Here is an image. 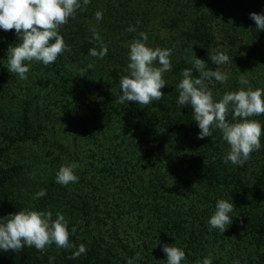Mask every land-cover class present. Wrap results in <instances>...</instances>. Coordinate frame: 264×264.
I'll return each instance as SVG.
<instances>
[{"label":"trees","instance_id":"obj_1","mask_svg":"<svg viewBox=\"0 0 264 264\" xmlns=\"http://www.w3.org/2000/svg\"><path fill=\"white\" fill-rule=\"evenodd\" d=\"M210 1L211 14L222 12L243 16L248 34L264 41V31L257 30V25L250 19V13L264 14V0ZM139 5L138 0H104L99 4L98 0H90L89 5H82L83 10H77L75 18H69L67 24L60 28V35L70 51L62 53L48 66L42 62H28L30 85L35 88L45 86L47 94L51 91L57 96L47 100L45 105L49 103V106L44 110L36 102L25 98H21L18 108L13 107L15 91L6 81H0V223H4L3 219L14 209L51 211L53 219L60 212L68 221L69 238L75 246L57 249L53 244L44 252L27 246L18 252L3 251L7 257L6 264H127L129 259L133 260V264H162L161 261L166 264L167 256L162 251L165 244L184 250L186 258L181 264H196L197 260L202 262L209 254L212 264H230L229 235L212 230L206 224L205 216L212 212L219 199H226L235 205L230 214L232 231L240 233L239 236L245 238L250 248V255L239 260V264H264V115L259 116L262 120L263 150L253 155L258 159V165L251 181V163L254 162L250 159L243 167L224 163L230 148L218 129L212 130L211 137L197 138L200 129L193 119L191 106L177 104L179 94L175 86L171 92L161 89L164 93L162 100L149 106L139 105L138 102L117 104L116 99L122 95L119 80L127 74V70L121 65H100L98 59H92L95 65L91 64V69L85 72L94 83L93 92L99 94L98 100L86 95L87 85L77 87L73 81L72 71L77 63L83 61L87 64L92 61L88 58H97L89 55V49H98L99 44L87 35L82 37L80 44L73 45L72 39H68L70 32L73 33L75 28L83 29L87 17L95 18V13L101 11V22L110 32L135 33L140 29L137 21L145 22L147 18V22L152 12L147 8L140 9ZM190 22L193 39H210V30L205 28L200 18ZM130 26L137 28L128 31ZM90 40L92 43H89ZM18 43L14 29L7 32L0 29V57L7 58L9 46ZM188 66L183 62L174 63L170 72L180 74L190 68ZM38 68H42L44 75L39 74ZM8 77L4 73L3 78L6 80ZM100 81L108 86L101 87ZM111 89L118 93H111ZM117 108L125 110L133 119L134 127H123L115 134V141L124 142L126 137L134 143L128 158L111 160L110 154L108 158L94 153L85 161L83 158L77 162V153L70 151V146L65 143L70 134H63L61 125L67 124L63 132H78L85 139L98 142L100 147L106 133L113 129L112 115ZM81 114L86 119L80 123L81 129L76 131L77 122L72 119L81 117ZM58 134L60 137H57ZM156 138L161 142L173 139L178 144L172 145L165 157L163 146V151L154 149ZM27 144H38L46 149L44 165L35 163L40 165L36 168L29 158L20 157V150ZM150 150L158 152L157 156L153 157ZM72 163L79 167L74 171L78 169L84 175L86 171L89 184L81 179L83 174L79 171L75 172L79 178L77 183L62 186L56 183V179L51 180L48 172L58 171L61 165ZM149 176L154 177L153 181ZM39 178L45 182L42 180L39 183ZM136 181L142 184L141 188L147 191V196L146 186L150 183L157 192L164 189L169 198L160 194L151 202L146 195H137L138 192L133 191ZM194 183L202 190H197ZM110 184L118 190L128 191L137 199L119 195L107 203L110 208L103 203L106 206V213H103V209L98 208V203H101L98 202L100 188L104 190L103 187ZM41 189L46 190V195L34 199ZM144 209L150 214L149 226L147 223L139 224L145 218L139 214ZM199 209L204 213L198 214ZM73 228L75 231H72ZM80 244L85 245L86 252L77 258H70ZM137 253L140 254L139 259L135 258ZM49 257H54V260L50 261Z\"/></svg>","mask_w":264,"mask_h":264},{"label":"clouds","instance_id":"obj_2","mask_svg":"<svg viewBox=\"0 0 264 264\" xmlns=\"http://www.w3.org/2000/svg\"><path fill=\"white\" fill-rule=\"evenodd\" d=\"M89 3L90 0H82V3L81 0H0V29L5 32L14 29L19 41L8 48L9 72L15 73L22 80L27 79L29 65L26 62H42L44 66H48L62 53L70 51L60 35V28L67 24L69 18H75L77 10H83L82 5L86 7ZM102 18L103 13L97 11L95 19L99 21ZM250 19L257 25V30L264 31V14L250 13ZM90 31L99 48L89 49V55L103 59L107 54V46L95 25ZM128 31H135V28L130 26ZM139 37L128 45V71L120 77L122 95L116 99L117 104L138 102L139 105L149 106L153 101L159 102L164 97L161 89L167 82L163 75L172 70L171 50L148 47V36L144 32L139 33ZM209 59L214 65L232 63V59L222 51L213 50ZM189 63L192 68L181 72L182 79L176 87L179 94L177 104L191 106L193 119L200 129L198 139L211 137L212 130L218 129L230 148L224 157V163L231 162L243 167L250 159V154L261 149L262 125L254 117L264 115V89L253 90L245 75H241L239 83L247 88L225 92L217 101L208 82L214 79L223 84L228 80V74L219 68L207 69L205 62L196 56ZM91 67L89 64L82 71H88ZM193 69L199 73L198 77H194ZM77 167L75 163L61 165L56 173V183L62 186L77 183L79 178L74 171ZM45 195L46 190L41 189L34 199ZM234 206L233 202L226 199L217 200L215 211L208 221L211 228L224 233L228 228L226 226L232 223L230 214L234 211ZM55 215L56 218L53 219L51 211L24 209L4 218V223H0V250L18 252L27 246L44 252L53 244L57 249L75 247L69 238L68 221L60 212ZM162 251L167 256L166 264H181L186 258L184 250L175 245L165 244ZM85 252V245L80 244L70 258H77ZM139 255L137 253L135 258L139 259ZM49 260H54V257H49ZM127 264H133V260L129 259ZM196 264H212L211 254L202 262L197 260ZM233 264H239V261H234Z\"/></svg>","mask_w":264,"mask_h":264},{"label":"rangeland","instance_id":"obj_3","mask_svg":"<svg viewBox=\"0 0 264 264\" xmlns=\"http://www.w3.org/2000/svg\"><path fill=\"white\" fill-rule=\"evenodd\" d=\"M101 2H104V0H98V4ZM138 3L140 4L138 6L140 9L147 8V10H150L152 12L151 17L147 22V18H145V22L139 21L140 23L138 27L140 26V29L135 33H112L103 26L101 20L97 21L93 16H90L87 17L85 22H83V29L79 30V28H75L73 33L70 32L68 39L71 38L73 42L72 44L75 45L80 44L82 42V37H85L87 35L93 38V33L90 31V28L95 25L97 32L99 33L104 44L107 46V54L103 57V59L88 58V60L98 59L100 60V65L108 67L121 65L122 68L127 70V64L129 62L128 45L133 40L140 38L139 33L144 32L148 36V47H160L162 49L171 50L170 60L172 64L183 62L185 64H188V67L192 68V64L189 63V60L196 56L197 58L205 62L207 69L216 70L217 68H219L221 71L227 73L228 80L223 84L216 82L214 79L208 82L209 89L212 91L213 97L217 101L225 92L238 91L242 87L245 89L247 88V86L241 85L239 83V78L241 75H245L246 79L249 81V85L253 88V90H255L256 88L264 89V41L256 40L248 34L247 25L243 20V16H232L222 12H217L215 15H213L210 12V0H138ZM194 18H200L201 23L204 24L205 28L207 30L209 28V32L211 35L209 36V40H196L191 37L190 27H192V23L190 21H192V19ZM124 31L126 30L124 29ZM213 50L224 52L230 57V59H232V63H226L223 65L212 64L209 56L213 54ZM114 54H116V56ZM26 64H28V62H26ZM87 64L95 65V60H92ZM87 64L83 63V61L77 63L74 71H72L73 81L77 85V87L84 84L87 85L88 91L86 95L90 99L98 100L100 97L98 96L99 94L93 92L95 90V87L93 86L94 83L90 81L91 77H87L85 75L86 71H82V69H85L84 67ZM38 72L39 74L44 75V71L42 70V68H38ZM4 73L7 76L9 75L8 79L6 80L3 78ZM26 75L27 79H23L25 82L24 83L23 80L20 79L15 73L9 72L7 58L0 57V81H6V84L12 87L11 89L15 91L14 94H16L15 100L12 101V106L18 108V106L21 104V98H25L29 102H36L38 107L40 109L42 107L44 110L45 107L49 106V103L45 105L47 103V100L51 98L53 99L57 96H54L51 91H49V94H47L45 91V86L35 88L34 86L30 85V78H28L30 75ZM193 75L194 77H198L199 73L196 72L195 69H193ZM163 79L167 82V84L162 89H166L167 92H171V88L174 86L177 87L178 83L182 79L181 72L180 74L166 72L163 75ZM99 84L101 87L108 86L106 82L102 81H100ZM28 88L29 91L27 90ZM110 91L113 94L115 92L118 93V91L115 89H111ZM81 97L84 98L83 96ZM152 103L155 104L157 102L153 101ZM54 113L56 112H53V114ZM92 114H94L93 111ZM112 117L113 129L106 133V139L102 140V146L100 147H98V142L85 139L78 132H63L67 124L63 123L61 125L62 133L70 134L67 135L65 143L70 146V151L72 150V152L77 153V162L83 158H85L83 159V161H85L86 157L89 158L90 155L94 153H97V156L106 155L108 158V155L110 154V159L117 158L118 160H123L128 158V154L131 153L134 149V143L131 140H127L126 137L124 142H120V140L115 141V134H118L119 132L117 130L122 129L123 127H134L133 119L129 118V114H127L126 111H123L121 108H117V112L113 113ZM78 118L79 120H77ZM85 119L86 116H84L83 114H81V117L77 116L76 119H72L74 123L77 122V124H75L76 131L81 129L80 123ZM254 119L259 120L260 123L262 121L259 116L254 117ZM57 137H60V134H58ZM154 141L156 144L154 146V149H156L157 151H163L162 146L164 147L163 153L165 157L169 155L168 149L170 150L172 145L174 146L178 144V142L173 139L161 142L160 139L156 138ZM262 150L263 143L261 141V149L250 154V160L254 162L251 163L253 165V169L251 172V181L254 177V174L256 175V166L258 165V159L254 158L255 156L253 157V155H255V153H257V155L258 153L260 154ZM101 151H103L104 153L102 154ZM150 151L153 157L158 153L154 150ZM46 153V149L39 146L38 144H27L20 150V157L29 158L30 162L34 164L40 162L44 165V160L46 159L45 156L47 155ZM35 167L39 168L40 165L35 164ZM80 170L84 171L83 168H81ZM78 171L79 170L77 169V172ZM48 173L51 180L55 181L57 170ZM79 173H81V175L83 174L80 171ZM84 173L85 175L83 174L81 179L85 181V183L89 184V176L88 174H86V171H84ZM30 175L31 174H29V176ZM148 178L153 181L152 179L154 177L149 176ZM42 180L43 178L37 179L39 183H41ZM43 181L45 182V180ZM136 182L137 184L134 185L135 187L133 188V191H137V195L141 194V197L146 195V199H149V201L151 202H154L157 198H159L160 194L163 195V197L169 198V194L165 193L166 191L164 189L160 192H157L153 189V185H149L150 183H148L146 186L148 190V197L146 193L147 191L145 192V190L141 188L142 184L139 181ZM113 185L110 184L106 187L104 186V190L100 188L98 202L100 201L101 203H98V208L103 209V213H106L104 207H109L107 203H109L110 200L114 201L115 198L119 197V195H124L127 197L129 196V198L137 199L128 191L118 190ZM193 186L196 187L199 191L202 190V188H200V186L198 185L196 186L195 183ZM100 197H103V199H101ZM103 203H105L106 206H103ZM144 205H147V207H149L148 204ZM134 207L138 208L137 205H134ZM214 211L215 208H213L212 212H208V216H205L207 217L206 224L210 228L211 226L209 225L208 221ZM18 212V210L14 209L13 211H11V214H17ZM197 212L198 214H200L201 212L204 213L200 209ZM139 214L145 216V218L142 219L143 221L139 223L140 226L142 223H147V226H149L148 218L150 217V214L147 212V209H144ZM232 223L226 226L228 228L224 232L227 233L230 237V244L228 247L230 248L229 251H232V253H230L231 256H229L228 258L230 264H233L234 261H239L250 255V248L248 246V243L242 235L239 236L240 233H235L234 231H232ZM212 230L214 229L212 228ZM216 230L220 233L218 229ZM6 261L7 257L5 256L3 251L0 250V264H6ZM218 262L222 263L221 260H219Z\"/></svg>","mask_w":264,"mask_h":264}]
</instances>
